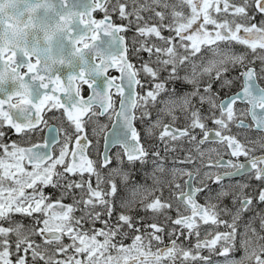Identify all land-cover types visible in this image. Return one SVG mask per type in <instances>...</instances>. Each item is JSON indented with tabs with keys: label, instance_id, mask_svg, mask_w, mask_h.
I'll return each instance as SVG.
<instances>
[{
	"label": "snow or ice",
	"instance_id": "1",
	"mask_svg": "<svg viewBox=\"0 0 264 264\" xmlns=\"http://www.w3.org/2000/svg\"><path fill=\"white\" fill-rule=\"evenodd\" d=\"M35 2L42 42L0 36V264H264V0Z\"/></svg>",
	"mask_w": 264,
	"mask_h": 264
},
{
	"label": "flooded vegetation",
	"instance_id": "2",
	"mask_svg": "<svg viewBox=\"0 0 264 264\" xmlns=\"http://www.w3.org/2000/svg\"><path fill=\"white\" fill-rule=\"evenodd\" d=\"M94 16L96 19H101L103 17V13L96 12L94 13ZM55 28V20L53 16L51 15V9L45 7L42 3H36L35 0H0V36L3 37L4 44L7 46L9 43H11L13 46H22L24 41L27 40H41L43 41V37L45 35V32L52 31ZM167 35V32L164 33ZM129 37L131 36V33L127 34ZM105 37H102L104 39ZM243 49L237 46L236 51H242ZM238 74V70L230 72L228 75L229 77L235 76ZM110 76H119V72L115 69L109 70ZM261 87H264V80L259 81ZM169 87H172V85H169ZM178 89L181 88L180 85H176ZM240 88V81L237 80L234 83V86L232 87L231 92H236ZM228 92L229 90H225ZM223 96L224 93H221ZM114 99L117 100L116 108L118 106V97H114ZM238 108H245L246 105L244 104H237ZM48 115H51V113H48ZM115 114H113L114 117ZM113 120V118H112ZM112 120H109L107 117H101L99 119V123L97 125H89L87 131L89 134V137L93 141L92 148L90 150V155L92 159H97V152L102 153L103 152V144H104V136L103 134L94 137L91 136L92 127L96 126L99 127L101 125H106L107 129L110 128L112 124ZM136 127L138 131H140L141 136L144 135V126L139 123V121L136 122ZM235 130V129H234ZM45 135H48L49 133L47 130H45ZM18 138L13 135L11 132H8V135L5 137L6 141L10 140H17ZM39 142H43V140H39ZM115 151V149H113ZM243 159V158H241ZM137 169L140 168V165L137 164ZM152 165L151 162H149L145 166V171L151 172ZM182 177H177V182L182 183L183 182ZM135 180L139 183H147V185H151V180L145 181L143 179L142 174H137L135 176ZM227 183V181H226ZM52 189H46V192H51ZM123 194V193H122ZM167 194V193H166ZM65 203H71L70 200H65ZM201 203H203V199L200 200ZM225 203H229L228 201H225ZM78 214V213H77ZM251 215V214H248ZM248 215L244 217V220L247 221ZM19 219V217H17ZM97 227H100V225H97ZM258 227V224H257ZM243 230V227L241 226V231ZM125 243H130V241H125ZM208 252L205 251L204 255H207ZM235 257L239 259L243 253L242 251H237L235 254ZM214 256V255H213Z\"/></svg>",
	"mask_w": 264,
	"mask_h": 264
},
{
	"label": "water",
	"instance_id": "3",
	"mask_svg": "<svg viewBox=\"0 0 264 264\" xmlns=\"http://www.w3.org/2000/svg\"><path fill=\"white\" fill-rule=\"evenodd\" d=\"M104 39H107V38L105 37ZM118 108H119V103H118L117 109H118ZM115 122H116V117H115V115H114L113 120H112V124H111L110 128L108 129L109 131L112 130L113 125H114ZM103 142H104V141H103ZM104 151H105V145L103 144V152H104ZM103 152H102V153H103Z\"/></svg>",
	"mask_w": 264,
	"mask_h": 264
},
{
	"label": "rangeland",
	"instance_id": "4",
	"mask_svg": "<svg viewBox=\"0 0 264 264\" xmlns=\"http://www.w3.org/2000/svg\"><path fill=\"white\" fill-rule=\"evenodd\" d=\"M100 135H101V134H100ZM91 136H92V131H91ZM97 136H99V135H97ZM97 136H94V137H97ZM207 255H209V253H208ZM212 259H213V261H216V260L219 259V258L216 257L215 255H214V256L212 255Z\"/></svg>",
	"mask_w": 264,
	"mask_h": 264
}]
</instances>
